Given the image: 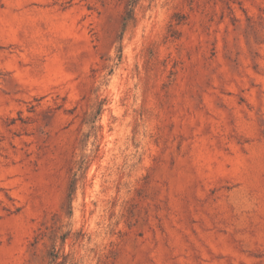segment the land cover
Wrapping results in <instances>:
<instances>
[{
	"label": "rangeland",
	"instance_id": "1",
	"mask_svg": "<svg viewBox=\"0 0 264 264\" xmlns=\"http://www.w3.org/2000/svg\"><path fill=\"white\" fill-rule=\"evenodd\" d=\"M0 264H264V0H0Z\"/></svg>",
	"mask_w": 264,
	"mask_h": 264
}]
</instances>
